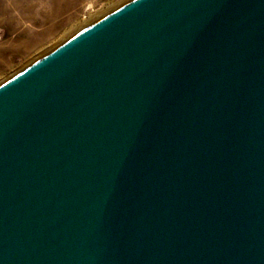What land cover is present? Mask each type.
<instances>
[{
    "label": "water",
    "instance_id": "1",
    "mask_svg": "<svg viewBox=\"0 0 264 264\" xmlns=\"http://www.w3.org/2000/svg\"><path fill=\"white\" fill-rule=\"evenodd\" d=\"M0 264H264V0H133L2 84Z\"/></svg>",
    "mask_w": 264,
    "mask_h": 264
},
{
    "label": "rangeland",
    "instance_id": "2",
    "mask_svg": "<svg viewBox=\"0 0 264 264\" xmlns=\"http://www.w3.org/2000/svg\"><path fill=\"white\" fill-rule=\"evenodd\" d=\"M131 1L77 0L60 15L47 18L45 15L54 11L48 0H28L30 10L27 5L17 8L9 0H0V86ZM65 4L62 0L59 6ZM90 17L95 22L81 29ZM49 25L53 29L46 34ZM33 39L34 44H27Z\"/></svg>",
    "mask_w": 264,
    "mask_h": 264
},
{
    "label": "bare ground",
    "instance_id": "3",
    "mask_svg": "<svg viewBox=\"0 0 264 264\" xmlns=\"http://www.w3.org/2000/svg\"><path fill=\"white\" fill-rule=\"evenodd\" d=\"M9 1H10V5H12V6L14 5V7H17V8L22 7L23 8V6H26L27 5V10H30L31 9L30 4L28 5V3H29L28 0H9ZM48 1L52 5L54 11L51 12L50 14L45 15V17H47V18L48 17H52V15L55 16V17L57 15H60L64 10L68 9L69 7H71L77 0H64V3L66 1L65 6L62 5L64 8L61 7V6H59L60 5V2L62 0H48ZM0 10H1V8H0ZM93 22H95V19H93L92 17H90V19L88 21H86L84 23V25L81 26L80 28L82 29L83 27H86L89 24H92ZM52 27H53V25H49V27H47V29L44 30V33L48 34L49 32H51V30L53 29ZM32 43L33 44L35 43L34 39L33 40H30L29 43H27V44H32Z\"/></svg>",
    "mask_w": 264,
    "mask_h": 264
}]
</instances>
